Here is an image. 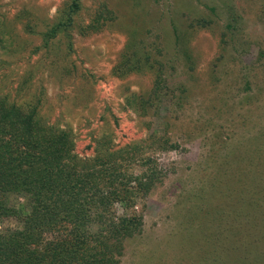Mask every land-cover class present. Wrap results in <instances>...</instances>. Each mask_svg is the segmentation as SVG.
Here are the masks:
<instances>
[{"label": "rangeland", "instance_id": "1", "mask_svg": "<svg viewBox=\"0 0 264 264\" xmlns=\"http://www.w3.org/2000/svg\"><path fill=\"white\" fill-rule=\"evenodd\" d=\"M76 1L53 33L70 0H0V98L79 156L131 146L155 183L119 264H264V0Z\"/></svg>", "mask_w": 264, "mask_h": 264}, {"label": "trees", "instance_id": "2", "mask_svg": "<svg viewBox=\"0 0 264 264\" xmlns=\"http://www.w3.org/2000/svg\"><path fill=\"white\" fill-rule=\"evenodd\" d=\"M77 8L70 0L50 31ZM66 138L0 98V220L14 222L0 226V264H119L124 241L140 233L131 208L155 182H131V146L84 157Z\"/></svg>", "mask_w": 264, "mask_h": 264}]
</instances>
